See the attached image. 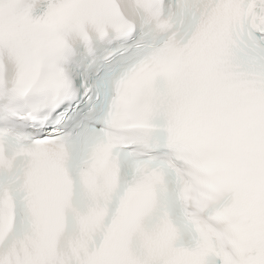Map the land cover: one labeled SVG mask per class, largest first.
Segmentation results:
<instances>
[{
	"label": "snow or ice",
	"instance_id": "1",
	"mask_svg": "<svg viewBox=\"0 0 264 264\" xmlns=\"http://www.w3.org/2000/svg\"><path fill=\"white\" fill-rule=\"evenodd\" d=\"M0 264H264V0H0Z\"/></svg>",
	"mask_w": 264,
	"mask_h": 264
}]
</instances>
